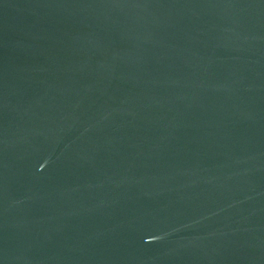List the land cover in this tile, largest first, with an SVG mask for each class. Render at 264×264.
Instances as JSON below:
<instances>
[{"label":"water","instance_id":"1","mask_svg":"<svg viewBox=\"0 0 264 264\" xmlns=\"http://www.w3.org/2000/svg\"><path fill=\"white\" fill-rule=\"evenodd\" d=\"M0 264H264V0H0Z\"/></svg>","mask_w":264,"mask_h":264}]
</instances>
